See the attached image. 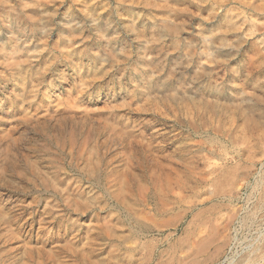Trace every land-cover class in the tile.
Wrapping results in <instances>:
<instances>
[{"label":"rangeland","instance_id":"374dc122","mask_svg":"<svg viewBox=\"0 0 264 264\" xmlns=\"http://www.w3.org/2000/svg\"><path fill=\"white\" fill-rule=\"evenodd\" d=\"M0 264H264V0H0Z\"/></svg>","mask_w":264,"mask_h":264},{"label":"bare ground","instance_id":"6f19581e","mask_svg":"<svg viewBox=\"0 0 264 264\" xmlns=\"http://www.w3.org/2000/svg\"><path fill=\"white\" fill-rule=\"evenodd\" d=\"M222 232V231H221ZM221 232L211 228L208 232L207 236L205 238L200 239L197 243H193L189 246V254L183 258L185 260H188L191 256H193L194 253H200L204 252L205 249L210 246L216 244V257L219 256V254L222 252L223 248L226 245V242L224 241V238L220 235ZM206 255V254H205ZM210 255V254H209ZM198 257V256H197ZM195 258V257H193ZM202 259V257H201ZM211 259V258H210ZM187 262V261H186Z\"/></svg>","mask_w":264,"mask_h":264}]
</instances>
